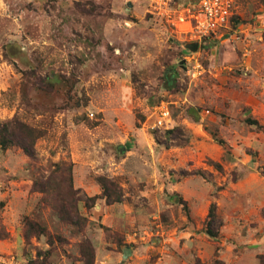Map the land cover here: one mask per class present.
Returning a JSON list of instances; mask_svg holds the SVG:
<instances>
[{"label":"rangeland","instance_id":"374dc122","mask_svg":"<svg viewBox=\"0 0 264 264\" xmlns=\"http://www.w3.org/2000/svg\"><path fill=\"white\" fill-rule=\"evenodd\" d=\"M187 2L0 0V121L44 132L34 159L0 148V264H86L87 243L94 264H264V0H235L203 40L177 22ZM60 167L80 225L46 201ZM26 219L49 235L27 239Z\"/></svg>","mask_w":264,"mask_h":264},{"label":"trees","instance_id":"16d2710c","mask_svg":"<svg viewBox=\"0 0 264 264\" xmlns=\"http://www.w3.org/2000/svg\"><path fill=\"white\" fill-rule=\"evenodd\" d=\"M170 70V69H168ZM164 87L170 91L177 90L179 88V81L177 75L174 73V69L167 71L164 75ZM248 123L255 125L258 129L262 126L251 118L247 119ZM264 129V128H262ZM44 136V132L36 127L30 126L18 119H12L7 122L0 121V148L8 149L12 147L21 148L24 153L31 159L36 158V143ZM220 144H224L223 140L219 141ZM212 165L221 170L222 166L219 163L212 162ZM61 167L54 173L51 179L47 181L43 187V191L46 195L51 196L50 202L53 209L58 213L59 218L68 223L82 224V218L80 215L77 194L78 189L74 187L72 178V168L67 167V175L60 173ZM97 181L102 188L101 196L106 200L108 204L120 203L122 195L118 192V186L114 181H111L105 177H97ZM217 206L211 205L209 211L210 223L215 220ZM208 234L211 237H215L209 230ZM42 235H49L47 228L39 223H36L30 219L25 220V236L27 239L31 237H40ZM0 238H7V232L0 228ZM50 243L54 240L49 237ZM83 253L85 256L86 264H94L95 262V249L91 243H87L84 246Z\"/></svg>","mask_w":264,"mask_h":264},{"label":"built area","instance_id":"2783aa9c","mask_svg":"<svg viewBox=\"0 0 264 264\" xmlns=\"http://www.w3.org/2000/svg\"><path fill=\"white\" fill-rule=\"evenodd\" d=\"M165 2V0H158ZM171 1V0H168ZM188 1L184 10L178 15L177 22L192 40H203L211 37L231 22L235 0H182ZM157 121L154 127H159L165 120L171 118L166 106H156Z\"/></svg>","mask_w":264,"mask_h":264},{"label":"water","instance_id":"95a60500","mask_svg":"<svg viewBox=\"0 0 264 264\" xmlns=\"http://www.w3.org/2000/svg\"><path fill=\"white\" fill-rule=\"evenodd\" d=\"M199 41H195V42H192V43H188L186 44L185 48L190 51V52H197V50L199 49ZM130 251L129 250H126L125 253H124V258L127 259L128 256H129Z\"/></svg>","mask_w":264,"mask_h":264}]
</instances>
